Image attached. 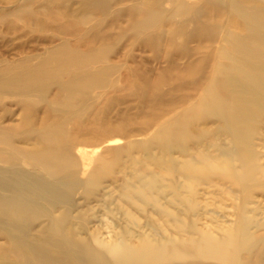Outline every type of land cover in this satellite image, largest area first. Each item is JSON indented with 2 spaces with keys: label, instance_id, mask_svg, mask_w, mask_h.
Segmentation results:
<instances>
[{
  "label": "rangeland",
  "instance_id": "1",
  "mask_svg": "<svg viewBox=\"0 0 264 264\" xmlns=\"http://www.w3.org/2000/svg\"><path fill=\"white\" fill-rule=\"evenodd\" d=\"M86 1L0 0V65L22 60L35 63L61 43L80 57L89 58L93 69L100 68L103 73L106 70L99 85L86 98H78L80 104L76 101L74 107L66 110L70 115L60 133V140L71 149L74 158L71 170L62 175L64 178L58 176L62 178L60 185L69 191L74 187L71 182H78L72 193L74 206L67 207L72 213L67 229H74L77 238L91 233L110 241L116 236L125 239L142 250L133 264H264V170L232 184L220 181V176L227 175V166L222 169L208 167L198 174L184 173L179 167L185 156H198V147L214 152L218 146L227 144L216 114L193 106L201 100L214 71L223 46V33L226 28L240 31L241 21L222 10L214 0H186L189 4L186 6L184 1L185 8L179 9L169 0H158L162 3L155 0H88L85 4ZM150 4L154 8L163 7L158 13L160 17L157 14L156 19H150L143 12L145 5ZM77 7H81L84 14ZM169 13H173L172 16ZM90 50L91 53L95 51L94 54ZM84 54L90 55L86 58ZM45 84L43 97L36 95L32 105L18 102L20 99L15 96H8L4 104L0 103V116L5 110L9 111L5 123L23 120L20 135H26L32 125L40 126L58 117L47 114L52 101L57 100L59 84L53 79ZM263 106L257 110L259 117L253 124L252 149L264 168ZM76 112L79 114L75 116ZM30 140L25 144L28 147L34 142ZM16 144L24 147L23 143ZM4 165L0 160V166ZM20 166L26 165L22 161ZM10 180H19V177ZM0 192L12 199L23 197L21 193L2 189ZM40 206H35L39 215L46 213L45 203L41 202ZM65 208L58 207L56 213ZM47 222L44 216L19 221L0 208V253L3 252L0 264H26L12 250L6 232L15 233L11 241L33 262H36L35 257L24 241L54 249L46 240ZM221 227H229L240 235V229L246 231L245 237H237L238 248L234 252L219 255L195 249L188 243L183 255L173 258L144 245L145 241L155 242L167 236L196 237L199 230L222 234ZM17 238L20 241L15 240Z\"/></svg>",
  "mask_w": 264,
  "mask_h": 264
},
{
  "label": "bare ground",
  "instance_id": "2",
  "mask_svg": "<svg viewBox=\"0 0 264 264\" xmlns=\"http://www.w3.org/2000/svg\"><path fill=\"white\" fill-rule=\"evenodd\" d=\"M184 1L186 2V0H169V3H172L171 5L174 4L173 6H176L179 9V7L181 8L187 3L186 2L184 4ZM87 2L88 0L85 4ZM215 2L223 8L222 10L225 9L228 14H231L235 18L239 19L241 21L240 23L243 24V28H241L240 31L227 30V28L226 31L224 30L225 32L221 38L223 46H221V49L219 48L220 50L216 58L217 61L214 66V71L204 87L201 100H199L193 108L208 109L216 114L219 120V125L226 135V137L225 135L224 137L227 140V144L222 143L224 145L218 146L214 152H209L208 150L204 151L198 147V156H185L183 163L181 162L182 164H179V167L181 166V170L184 173L189 174L188 172L192 171L195 174H198L204 172L208 167L222 169L223 166H227V175H222V177L220 176V181L224 183L230 181L232 184H237L241 179L243 180L248 177L251 178L264 170V168L257 161V154H255L252 149V137L254 132L253 124L259 117V115H257V110L264 105V0H214V3ZM113 3L114 2L110 4ZM81 4H83L82 1ZM146 4H148V2ZM188 4L189 1L186 6ZM93 5L95 6V4ZM97 5L98 4H96V6ZM106 5H103L105 6L104 8H106ZM24 6H26L25 3ZM152 6L151 4L149 6L145 5L143 12H145L147 16L151 17L150 19L154 17L156 19V15L162 11L163 7L161 6V8H159V5H157L158 7L156 6L154 8ZM79 8L81 10V7ZM79 8L77 7V9ZM205 8L207 9V7ZM96 9L98 8L96 7ZM189 9H192L191 6ZM29 12L30 11L26 13ZM172 14L170 15L172 16ZM14 15H16V13ZM158 17H160V15ZM142 18L144 17L142 16ZM216 33L219 34L218 32ZM66 43L68 42L66 41ZM59 45L61 46L57 45L56 48H51V50L49 49L47 54L36 60L35 63L32 62V60H22L15 64L6 63L4 65H0V103L2 104L5 103L8 96H15L17 99H20L18 102H24L30 105L33 101H35L34 97L36 95L43 97L45 92L44 85H46L45 82L48 79H53L59 84V95L57 100L52 101L53 103L50 110L48 111V114L46 113L49 117L58 116L55 120L50 122L48 121L46 123L43 122L40 126H28L29 129L26 130V135H20L19 130L23 127V120L18 123H5L7 112H9L8 109L0 116V160L4 161L6 164L4 166H0V189L14 193H21L23 195L22 198L14 197L12 199V197L0 192V208L10 212V214L12 213V215L19 221H24V219H37L39 216L46 217L48 222L45 225L44 232L48 236L53 235L58 238L57 240H52L53 238L46 236V240L49 241L51 246L54 248L52 250L50 247L44 246V244L39 245L31 241H24L27 248L35 257L36 262H33L28 257L23 255L11 241V239L16 236L15 233L6 232L5 235L10 237L9 242L12 250L26 264H133L132 261L140 255L142 250L137 248L135 245L126 242L125 239L116 236L110 241V239L106 240V238L98 237V235L91 233H87V235L77 238L78 235L75 233L74 229H67L68 219L72 215L71 210L68 208L71 209L74 206L72 202V193L75 192V187L78 185V182L74 180L72 182L70 180L67 181L68 183L71 182V187L74 186L69 191L64 190L60 185L62 178H58V176H62L65 172L71 170L72 163L74 162L73 155L70 152L71 149H68L62 140H60V133L61 130H63V123H65V120L70 115V112H66V110L71 108L73 105L75 106V102H78V98H86L89 92L94 89L95 86L99 85L103 70L96 67L94 69L92 68V61L88 58L90 54L88 56L86 55L89 51L84 54V56H87L86 58H88L85 59V57H80L81 55L79 56L76 52L74 53L69 50L67 48L68 46L66 47L61 43ZM91 51L92 50H90V53ZM94 52L91 54H94ZM102 55L103 54H99V56ZM108 71L109 70H107V73ZM104 73H106V70ZM64 78H66V80H63ZM53 99L54 97L52 100ZM186 109L189 111L188 108H185V110ZM77 114L79 113L76 112L74 115L76 116ZM22 115L23 114H21V116ZM261 115H263V113ZM29 117H31V115ZM44 117L46 118L45 115ZM178 118L179 116L177 119ZM184 120L187 121V119ZM28 122L30 121L28 120ZM180 122L182 121H179V123ZM103 134L104 133H102V136ZM158 134L160 137V133ZM28 140H34L30 147L25 145L28 144ZM16 143H23L24 147L20 148ZM22 161L26 165L25 167H22L23 165L20 166ZM14 176L19 177V180H10V178H13ZM199 176L200 175H198V177ZM199 182H201V180ZM247 186L250 187V185ZM41 202H44L46 205L45 207L47 208H44L46 213L39 215L40 211L35 206L42 207L40 206ZM61 206L66 208L60 213H56V209ZM3 214L6 215V213ZM171 217L172 219L174 218L173 215ZM166 221L169 220H165V222ZM174 221L175 220H173V223ZM7 224L8 223L5 225ZM244 226L246 225H243V227ZM219 229L222 230V234H216L210 231L203 232L202 230H199L197 235L195 233L196 237L192 238L167 236L160 239L158 236L159 239L155 240V242L145 241L144 245L158 254H167L173 258L181 257L183 255V248L188 245V243L195 249L224 255L229 252H234L238 248L237 237L246 236V231L243 228L240 229V231H242V235H240V233L237 234L235 230H231L229 227H221ZM15 240L20 241L19 238ZM4 244L2 243V245ZM8 249H11L10 246H8ZM2 261L5 262V259Z\"/></svg>",
  "mask_w": 264,
  "mask_h": 264
}]
</instances>
